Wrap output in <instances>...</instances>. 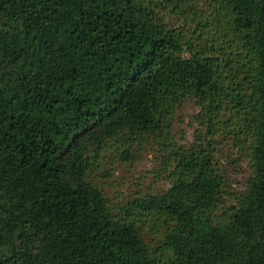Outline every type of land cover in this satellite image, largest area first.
Returning <instances> with one entry per match:
<instances>
[{
	"label": "trees",
	"instance_id": "1",
	"mask_svg": "<svg viewBox=\"0 0 264 264\" xmlns=\"http://www.w3.org/2000/svg\"><path fill=\"white\" fill-rule=\"evenodd\" d=\"M201 2L0 0V264H264V0ZM189 100L204 138L178 146ZM126 136L162 141L171 187L116 217L87 173Z\"/></svg>",
	"mask_w": 264,
	"mask_h": 264
},
{
	"label": "rangeland",
	"instance_id": "2",
	"mask_svg": "<svg viewBox=\"0 0 264 264\" xmlns=\"http://www.w3.org/2000/svg\"><path fill=\"white\" fill-rule=\"evenodd\" d=\"M208 1L202 0L201 6L204 7ZM185 20L186 18L180 21L177 17L169 16L167 22L172 27L181 28L185 26ZM193 25L190 24L189 27ZM198 113L199 108L191 100L185 102L182 109L177 111L170 136L174 144L190 146L197 143L201 137L204 138L203 130L196 122ZM160 142L162 141L153 137L134 140L126 136L110 143L98 157L90 155L87 180L104 194L116 217L125 216L123 206L135 199L151 195L161 196L171 187L162 164L163 150ZM214 144L220 168L229 172L227 176L231 185L228 191L233 194L245 190L251 176L249 160L230 140L219 137ZM234 202L235 197H230L226 207H230ZM161 238L152 235L148 226L144 234L148 243L156 247Z\"/></svg>",
	"mask_w": 264,
	"mask_h": 264
}]
</instances>
